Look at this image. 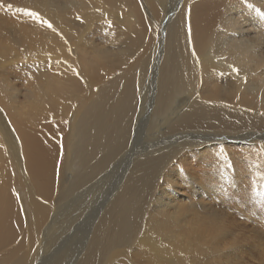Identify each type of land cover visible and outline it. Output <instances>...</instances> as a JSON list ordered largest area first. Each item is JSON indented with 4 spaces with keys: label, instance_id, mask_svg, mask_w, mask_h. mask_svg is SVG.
<instances>
[{
    "label": "bare ground",
    "instance_id": "1",
    "mask_svg": "<svg viewBox=\"0 0 264 264\" xmlns=\"http://www.w3.org/2000/svg\"><path fill=\"white\" fill-rule=\"evenodd\" d=\"M256 8L0 0V264H264Z\"/></svg>",
    "mask_w": 264,
    "mask_h": 264
},
{
    "label": "snow or ice",
    "instance_id": "2",
    "mask_svg": "<svg viewBox=\"0 0 264 264\" xmlns=\"http://www.w3.org/2000/svg\"><path fill=\"white\" fill-rule=\"evenodd\" d=\"M240 2L243 4V3H246L247 0H240ZM248 7L251 9L253 8V5L248 4ZM255 11L257 12L258 15L264 18V13H262L259 8H256ZM25 14L38 21H41L44 26L55 31V29H53L52 24L48 22L47 20H42L38 12L27 11ZM77 19H79V17H77ZM230 67L233 73H235L237 76H240L241 69L235 66H232V65H230ZM77 75L79 74L77 73ZM243 80L245 83H247V77H244ZM261 115H264V113H261ZM256 154L258 156L264 157V148L260 149V151L257 152ZM224 167L226 168L233 167L232 163L227 157H225L224 159ZM221 179L224 181H227L230 179V177L223 174V171H221ZM221 190L224 191L223 185H221ZM252 197L259 198L261 202L264 203V191H256L255 187H253ZM200 212L202 216L200 223L203 228L204 245L206 247H210L212 245H219L221 243L229 241V238L232 235V231H231V225H230L228 217L221 215L219 212L215 210H205L202 208ZM240 219H244V217L241 216ZM233 243H235V241H230L226 246L231 247Z\"/></svg>",
    "mask_w": 264,
    "mask_h": 264
},
{
    "label": "rangeland",
    "instance_id": "3",
    "mask_svg": "<svg viewBox=\"0 0 264 264\" xmlns=\"http://www.w3.org/2000/svg\"><path fill=\"white\" fill-rule=\"evenodd\" d=\"M17 84L20 85L19 83H17ZM261 204H262V203H261ZM261 204L258 205V207H257L258 209H262V208H263V205H261Z\"/></svg>",
    "mask_w": 264,
    "mask_h": 264
}]
</instances>
